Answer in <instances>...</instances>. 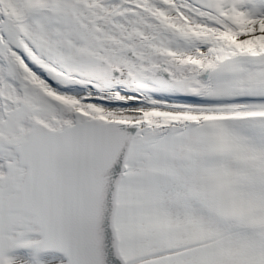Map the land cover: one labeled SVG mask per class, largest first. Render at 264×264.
<instances>
[{"label": "snow or ice", "instance_id": "6c2138e0", "mask_svg": "<svg viewBox=\"0 0 264 264\" xmlns=\"http://www.w3.org/2000/svg\"><path fill=\"white\" fill-rule=\"evenodd\" d=\"M0 264H264V0H0Z\"/></svg>", "mask_w": 264, "mask_h": 264}]
</instances>
